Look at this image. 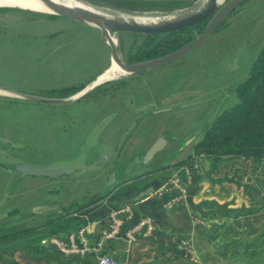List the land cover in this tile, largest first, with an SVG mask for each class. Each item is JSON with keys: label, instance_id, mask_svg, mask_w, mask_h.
<instances>
[{"label": "rangeland", "instance_id": "rangeland-1", "mask_svg": "<svg viewBox=\"0 0 264 264\" xmlns=\"http://www.w3.org/2000/svg\"><path fill=\"white\" fill-rule=\"evenodd\" d=\"M84 1L105 6L102 4L103 0ZM114 1V3L121 2L120 0ZM124 1L145 6L173 1L191 3L197 0ZM107 7L113 8L111 6ZM152 13L161 14L162 11L158 10ZM198 34L196 33L195 37ZM118 39L119 50L125 58L120 47V37ZM133 40L140 44L143 38L134 39L132 37L128 38V36L124 38L127 49ZM262 49H264V0H251L243 6L242 10L228 19V26L224 30L214 33L200 49L175 64L165 66L179 68H167L162 71L161 77L163 78L165 74L179 72V78H183L187 74L186 67H198V70L201 69L200 67H206L208 77L218 71L219 78H221L218 86L221 88H217V90L222 95L218 99L220 101L218 108L224 111L223 109H230L237 104V99L232 90L247 79L253 62ZM106 51L97 30L70 19L42 13H20L12 10L0 12V138H2L1 145L3 144L11 159L38 165L65 162L66 159L72 158L73 154L77 153L76 151L80 146L84 145L83 148H85L83 142L87 132L84 134V131L94 128L93 134L89 135V140L92 138L94 142L92 150L88 149L89 158L93 160L95 154L100 152L97 148H100L101 142L109 141L112 144V147H109L111 153L105 173L108 172L109 174L111 160H114L120 179L116 181L117 183L115 182V185L120 184L124 179L128 180L131 173L135 172L137 168L140 169L136 165L137 161L141 159L140 156L143 151L140 148H143L147 141L149 127H152L159 119L149 117L144 123L142 121L139 123L140 120H138L134 124V118L136 120L138 116H132L130 120L125 121L126 126L122 135L118 131L114 136L111 128L110 133L99 137L97 141L93 138V135H96L95 131L98 127L104 121H107L105 117L108 112L112 111L111 107L103 106L91 110L86 107L79 108L75 105L65 108L31 103L24 99L26 95L43 96L47 91L60 85L88 81L99 71L109 66ZM230 66L233 68V72H226L227 67ZM154 79L155 77L152 78V80ZM190 84H194V81H191ZM210 88L212 87L206 88L207 93H205L208 109L213 106L212 103H208L210 102L209 99L215 95ZM141 91V96H144L147 89L142 88ZM156 95L160 99L166 94H152L155 98ZM186 96L187 94H178L172 98L168 97L162 105L174 106L181 104L175 102L184 99ZM162 98L164 99V97ZM5 99H9L11 102L5 101ZM142 99L144 98L142 97ZM129 102L130 100L127 97L126 108ZM211 112L207 110L203 120L207 125ZM68 113L73 116L72 120L63 119V115H68ZM131 113L134 114V110ZM186 114H189V112ZM87 116H91L88 127L84 124L87 123ZM115 124L112 125L115 126ZM135 126H137V129L132 132ZM163 131L164 129L161 130V132ZM165 132L170 134L169 129H165ZM3 140L7 143L2 142ZM61 141H64V143L62 144ZM123 144L125 146L120 152ZM189 149L188 153L192 151L191 146ZM88 150L84 149V151ZM182 156H184L183 153ZM159 159L162 161H178L180 154L175 152L174 149L166 148L159 155ZM98 161L90 162L87 160L88 163H91V168L96 169L93 174H90L91 176L97 177L99 175L100 170L96 167ZM207 161L208 163L204 160L201 161L203 168L210 169V161ZM65 163L67 164V162ZM155 164L157 162L152 165ZM214 167L211 169L214 172L213 179L218 181L216 183L217 188L215 186L216 192L217 190L219 192L218 197H222L221 200L228 199V201H231V209L240 208L243 204H246L247 186H264V161L252 165L250 162L236 161L235 163H229L228 166L223 163L216 164ZM16 178L15 173L4 170L0 166V233L22 228L36 230L41 226V222L45 223L46 220L44 219L43 221L32 222L28 218L31 216L34 207L39 203L37 201L45 199L49 192H55V187L57 193L55 196L58 200L60 199L59 203L61 204L57 205L54 200H48V203L58 212L60 209L66 208L67 204L68 206H75L76 204L86 203L93 193L103 190L105 186L106 189L110 182L106 185L101 180L98 181V184L88 183L83 185L85 182L77 183L69 179L50 182V180L44 178L26 177L17 187H14ZM138 185H141V182ZM209 187H211L210 189L213 188L212 185ZM133 189H135L134 186L123 187L116 195L118 196L117 199L130 197L133 195ZM208 193L203 194L204 197L209 196ZM154 199L161 200L162 198L155 197ZM205 203L212 206L202 208V211H204V216H201L202 223L199 219L194 223L196 226L198 225L197 230L203 229L210 235L214 223L228 225L229 220L213 221L215 218H212V216H216L213 205L219 203L216 200ZM184 204L169 208L182 209L181 207L185 206ZM66 214L56 213L50 219L59 221ZM210 220L213 222H210ZM215 242V246L224 245L223 240ZM228 252L226 257L231 262H237V264L244 262L242 254L232 256L236 249H229ZM252 252L255 253L253 257L262 259L264 257V246L253 248L250 253Z\"/></svg>", "mask_w": 264, "mask_h": 264}, {"label": "trees", "instance_id": "trees-1", "mask_svg": "<svg viewBox=\"0 0 264 264\" xmlns=\"http://www.w3.org/2000/svg\"><path fill=\"white\" fill-rule=\"evenodd\" d=\"M103 1L102 4L105 6H111L117 10L142 13H152L158 10L166 13L187 8L194 3L173 1L140 6L139 3H128L124 0H120V3H114V0ZM8 10L20 13L28 12L8 8L0 9V12ZM28 13L33 14V12ZM231 16L215 33L224 30L228 26V19ZM204 26L205 23L191 30L162 36L122 34L119 36L121 40L120 47L124 53L125 61L128 63L150 60L183 47L195 38L196 33H201ZM127 36L134 39L143 38V40L140 44L133 40L127 49L126 42H124V38ZM77 90L78 88L51 89L43 96L47 98H66L78 92ZM234 95L237 104L224 110L215 122L207 128L204 139L194 149V155L203 156L204 158L201 160L206 158L213 165L225 163L228 166L229 163H235L236 161L250 162L251 165L259 164L264 161V49L258 53L247 79L234 89ZM5 101L10 100L5 99ZM191 160L192 158L177 162L173 167L183 166ZM245 196L248 206L242 205L240 208L231 209L228 203L213 205L216 213V216H212V218H215L213 221L225 219L229 220V223H227L228 225L214 223L213 230L210 233L213 234V241L223 240L224 245L217 246V253L221 258H227L229 249H236L232 256L242 254L244 264H264V257L256 259L253 257L255 253H250L253 248L264 246V186H247ZM104 198L103 196L98 200L92 199L88 205L76 210L72 215H89L90 210L96 207L97 202ZM53 223L54 220H50L42 225L41 232L37 229L22 228L0 233V264H99L97 254L84 258L64 257L54 249L44 245L42 241L53 234V231L51 232L54 227ZM132 224L133 219L127 221L125 228L127 229ZM101 236H96L93 242H99ZM180 242V239H176L171 248L162 250L161 257L165 258L164 263L199 264V262L191 261V256L181 249ZM132 248L128 249L123 237H120L107 241L103 254L109 255L119 262L126 261L128 264H134L131 253Z\"/></svg>", "mask_w": 264, "mask_h": 264}, {"label": "flooded vegetation", "instance_id": "flooded-vegetation-1", "mask_svg": "<svg viewBox=\"0 0 264 264\" xmlns=\"http://www.w3.org/2000/svg\"><path fill=\"white\" fill-rule=\"evenodd\" d=\"M243 6L244 4L236 8L230 15H233L237 13L238 11L242 10ZM177 62L171 63L166 66H170ZM167 68L177 69L179 67H165V66L158 67V68L142 71L134 76L121 77L117 80L108 81L101 85L97 84V86H94V87L92 86L90 90L86 92L85 95H83L81 98L75 101L65 103V104H55L52 106L69 108L70 106L76 105L79 108L86 107L91 110L93 108L99 109V108H102L103 106L104 107L108 106L109 108L111 107L112 111L108 112L105 117L107 118V122L105 126L101 130H99V132H97L96 135H93V138L96 139L97 141L99 137H102L106 133H110L111 128H112V132L114 133V136L118 133V131L122 135L124 133V127L126 126L125 121L130 120V117L132 116L134 117L136 115L138 116L136 120L134 118V124H135L138 120H140L144 116L153 113L145 117L142 120V123H144L149 117L159 119V121H156V123L152 127H149L150 129L147 134V141L145 142L144 147L140 148V150L141 151L143 150V151L141 152L142 153V155L140 156L141 159H139L138 161L139 162L142 161L145 154L148 152V150L153 145L158 144V147H161V148L159 152H157L154 155V157L150 159V162L148 163V165L145 168H142L143 170L137 168V170L133 173L139 174L140 172H144L149 168L152 169V168L165 167L163 168L164 170L163 172L167 174L169 173L170 175V168L173 167L175 162L174 161H162L161 159H159V155H161V153L166 148L174 149V151L178 152V154H181L184 152L186 155L188 154L187 151L190 150L189 147L191 146L192 151L189 154L190 155L192 154L193 156L194 149L204 139L207 128L210 127L215 122L217 117L223 111L219 110L218 108L220 106V101L218 99L220 98V96H222L220 95L221 94L220 91L217 90V88L218 89L221 88L218 86L220 84L219 80H221V78H219L218 71H216L213 75H210L208 77L206 75V67H200L201 68L200 70H198V67H186L187 74L183 78H179L180 77L179 72L177 73L174 72L169 75L165 74L162 78L161 73ZM106 69H108V67H105L104 69L99 71L97 74H95L92 78H90L86 82H81L77 84L69 83L65 85H60L59 87H56L54 89L78 88L77 90L78 92H76L75 94L69 97H66V98H71L75 96L76 94H78L79 92L83 91L89 85V83H91V81H93L96 77L101 75ZM226 72H233V68L231 66L227 67ZM153 77H155L154 80H152ZM212 80L214 82H211ZM191 81H194V84H190ZM209 87H212L210 89L213 90V93L215 94L209 99L210 102L208 103L213 104V106L210 109L206 107L207 99L205 97V93H207L206 88H209ZM142 88L147 89V91H145L144 96H141ZM235 88L236 87L233 88L232 90L233 92ZM156 93H162L166 95L162 96L164 97V99L162 97H161L162 99L161 98L159 99L157 98L158 97L157 95H156V98L152 96V94H156ZM178 94H185V95L187 94V96L184 99L180 98L181 100L175 102V103L179 102L181 104H176L174 106L172 105L163 106L162 105L163 102L168 99V97L172 98ZM127 97L129 98L130 102L128 104L129 107L127 105V108H126L125 103L127 101ZM142 97L144 99H142ZM66 98H56V99H66ZM45 105H49V104H45ZM133 110H134V114L131 113V111ZM207 110L208 112L212 111L207 121L208 125L206 124V122L205 123L203 122L204 117L206 116ZM187 112H189V114H186ZM68 115L64 114L63 119L72 120L73 116H71V113H68ZM86 118H87V123L85 122L84 124L87 125L88 127L90 123L88 121L91 119V116H87ZM162 118L165 120H163ZM161 120L163 121V123ZM112 124H115V126ZM163 129L164 131L161 132V130ZM165 129L166 130L169 129L170 134H167L165 132ZM93 131H94V128L86 129L84 131V134L86 132L87 134L83 142L85 144V148H83L84 145L80 146L76 151L77 153L73 154L72 158L65 160L67 164L64 161L62 162L63 164H66V165H72V164L80 165L87 169L86 172L80 174L78 177L69 179V180L77 182V183L85 182L83 185L88 184V183L98 184V181L102 180L104 181V184L107 185V183L111 180V178L115 176L114 181L116 182L117 180H120V179L118 178L117 166H115L114 160H111V165H110L111 169H110L109 174L108 172L107 174L105 173V170L108 165V163L106 162L101 167L98 168V170H100L101 173L99 172V175H97V177L90 175V174H93L94 171H96V169L93 170L91 168L90 162L98 161L101 155L103 156L107 152L108 149L111 150V148L109 147H112V144L109 141L107 142L103 141L100 144V148L99 147L97 148L98 152L99 150L100 152L95 154L94 156L95 158L93 160L92 158H89V150H92L93 148L92 145L94 143L92 138H90L89 140V135L93 134ZM1 140L2 138H0V148L8 154V151L5 149L3 144L1 145ZM2 142L7 143L5 140H3ZM61 143L63 144L64 141H61ZM84 149L85 150L89 149V150L84 151ZM87 160L90 162L88 163ZM84 161H86V163H84ZM155 162H157V164L152 165ZM45 165H56V164H45ZM0 166L2 167V169L10 171L4 168L1 164ZM10 172H13V171H10ZM13 173L17 175V178H16V181H17V179L19 178V174L16 172H13ZM169 175L166 176L167 179L169 178ZM47 180H50V182L57 181V180H51V179H47ZM58 180H62V179H58ZM105 187L103 188V190L101 191L98 190L97 193H93V195L89 198V200L86 201V203L82 205L76 204L75 206L73 205L68 206L67 204L66 208H62L58 212L54 209L53 206H51V204L48 203V200H54L57 205L61 204L59 203L60 199L58 200L55 196L57 195L56 187H55V190H54L55 192H52V193L49 192L45 199H41L37 201L39 203L37 204L36 207H43V206L47 207L48 206L50 207V209L45 210L44 208H42V209H39L35 213L32 211L30 214L31 218L29 217L28 220L32 222L33 221L37 222L40 220L43 221L44 219L46 220L44 221L45 223L49 222L50 220H54V222H56L55 219H50L52 215L56 213H61V212H63L62 214L74 213L76 210L80 209L81 207L88 205L92 201V199L98 200L101 197L105 196L104 194ZM45 223L41 222V225H44ZM37 230L38 231L40 230L41 232V226L38 227Z\"/></svg>", "mask_w": 264, "mask_h": 264}, {"label": "water", "instance_id": "water-1", "mask_svg": "<svg viewBox=\"0 0 264 264\" xmlns=\"http://www.w3.org/2000/svg\"><path fill=\"white\" fill-rule=\"evenodd\" d=\"M38 1L54 9L55 14H53L52 16L67 18L76 23L83 24L90 28H93L94 30H97L100 34L101 42L103 43V45L107 50L106 52L109 60L108 69H106L101 75H99L91 83H89V85L83 91L79 92L78 94H76L71 98L56 99V98H47L44 96H30V95L24 96V99L26 101L40 103V104L55 105V104L69 103L81 98L83 95L86 94L87 88L88 87L91 88L92 84L96 82L100 76L104 75L107 71H109L113 65H116L119 69H121L123 72L128 74V76H134L142 71L163 67L171 63L182 60L186 56L200 49L209 40V38L217 31V29L227 20V18L236 8L247 3L250 0H227L224 2H221V0H208L206 3V9L204 11L196 13L195 15L187 17L186 19H183L176 23H172L164 26H144L136 23H128L121 20L107 19V18L94 19L86 16L81 12L74 11L69 7L59 5L58 3H53L49 0H38ZM199 1L200 0L195 1L191 6L187 8L166 12L162 14L170 15L179 11H185L191 7H194ZM3 8L23 10L17 7H0V9ZM23 11L37 13L31 10H23ZM203 23H205L203 31L199 33L192 41H190L183 47L179 48L178 50L158 58L128 63L125 61V59L121 54V51L119 50L118 37L122 34L140 35V36H162V35H169L172 33L191 30ZM114 37L117 40L116 44L113 41ZM149 115H146L143 118H141L139 123ZM106 122L107 121L103 122L98 127L95 134H97V132H99V130H101L105 126ZM136 129L137 126H135L132 132H134ZM124 146L125 144L122 145L120 152L122 151ZM160 148L161 147H158V144L153 145L145 154L142 161L141 162L137 161L136 165L141 168H145L150 162V159H152L154 155L157 152H159ZM110 153L111 150L108 149L107 152L97 162L96 164L97 168L101 167L105 162L109 160ZM0 164L4 168L19 174V178L14 183V187H17L19 183L26 177L46 178L51 180H58L64 178L73 179L87 171L85 167L76 164L66 165L63 163H59L56 165H38L23 161H17L11 159V157H9V155L1 148H0ZM163 168L165 167H160L156 169H147L146 171L139 174L131 173L129 179L124 182L126 183L146 182L150 179H154L155 176H159L160 174H162L164 171ZM114 179L115 176L111 178L107 188L104 191L105 198L109 197L111 191H113L114 188L117 186L115 185ZM12 190H14V188H12ZM42 208H44L45 210L50 209V207L48 206L34 207L33 212L35 213ZM62 213L63 212H61L60 214ZM90 216L91 215L83 216L82 218L77 217L76 219L78 220L80 219L83 222L91 223L92 217ZM74 217L75 216H73L72 214L67 213L63 219L59 220V222L70 223L74 220ZM56 223L54 222L53 224L55 225Z\"/></svg>", "mask_w": 264, "mask_h": 264}, {"label": "crops", "instance_id": "crops-1", "mask_svg": "<svg viewBox=\"0 0 264 264\" xmlns=\"http://www.w3.org/2000/svg\"><path fill=\"white\" fill-rule=\"evenodd\" d=\"M183 155L184 156H182V153L180 154V159L174 161L175 164L193 157L192 154L190 155L189 153L185 155L183 152ZM204 161L208 163L207 160ZM209 164L210 169H205L203 165H201L198 172H193L192 178L188 184L189 197L184 204L185 206L181 207L182 209L166 207L165 198L160 200L154 199L155 197H149V193L156 192L167 179L166 176L169 175V173L163 172L159 176H155L154 179L141 182V185H138L139 182H121L111 191L109 197L100 200L99 203L97 202L96 207L90 210L89 215L92 217L91 223H84L82 220L76 219L77 217L82 218L83 216L73 215L75 216L74 220L70 223L56 221L57 223L55 222L56 224L52 228L53 230H51V232L53 231L52 235L65 237L69 233L78 230V228L84 227L86 228L87 238L90 241H94L96 236L103 235L109 229L108 214L111 210L132 207L133 223L141 217L151 216L154 219L156 227V235L152 240H150L151 238L140 239L131 249L134 264H165V258L161 257L162 250L171 248L176 239L182 241L188 238L191 239L195 245L199 264H237V262H231L230 259L221 258L217 253V246H215L216 242L213 241V236H211V234L209 235L207 231H203V229L197 230L198 225L196 226L194 223L198 219L201 223L203 222L202 217L204 216V211H202V208L209 206V204L205 202H212L214 200L219 204H230L231 202L228 201V199L221 200L222 197H218V190L216 192V183H218V181L213 179L214 172H212L211 169L215 165L211 162H209ZM140 169L143 170L141 167ZM210 185L213 186L212 189H210ZM125 186L135 187V189L132 190L133 195L127 198L117 199L118 196L116 195L119 194L120 190ZM206 192H209V196L204 197ZM245 205H247V202ZM211 221L212 220H210V222ZM244 263L245 261L241 262V264Z\"/></svg>", "mask_w": 264, "mask_h": 264}, {"label": "built area", "instance_id": "built-area-1", "mask_svg": "<svg viewBox=\"0 0 264 264\" xmlns=\"http://www.w3.org/2000/svg\"><path fill=\"white\" fill-rule=\"evenodd\" d=\"M202 158L204 157L193 155L189 163L180 167L170 168L169 178L164 181L156 192L149 193V197L165 198L166 207L186 203L189 197L188 184L192 178L193 172H198L200 170ZM108 219L109 229L100 237L99 242L95 243L90 241L86 236V228L81 227L65 237L56 235L51 236L44 239L42 243L54 249L64 257L84 258L92 254H97L99 264H128L126 261L119 262L111 256L103 254L105 243L109 240L123 237L129 249L135 246L140 239L152 238L156 231L155 222L151 216L139 218L126 229L125 225L127 221L133 219L132 207L111 210L108 214ZM180 247L191 256V261L195 263L199 262L195 245L191 239L182 240L180 242Z\"/></svg>", "mask_w": 264, "mask_h": 264}, {"label": "bare ground", "instance_id": "bare-ground-1", "mask_svg": "<svg viewBox=\"0 0 264 264\" xmlns=\"http://www.w3.org/2000/svg\"><path fill=\"white\" fill-rule=\"evenodd\" d=\"M53 3H58L65 7H69L74 11L81 12L86 16L94 19H115L128 23H136L144 26H164L172 23H176L187 17L195 15L206 9V3L208 0H200L194 7H191L185 11H179L170 15H164L160 13H137L130 11L117 10L106 6H97L84 0H49ZM227 0H221L224 2ZM220 2V3H221ZM0 7H17L23 10H31L42 14H55L54 9L45 5L38 0H0ZM115 44L117 40L113 38ZM128 74L119 69L116 65H113L109 71L100 76L92 86L100 85L108 81L117 80L121 77H126ZM90 87L87 88V91ZM3 95V94H2Z\"/></svg>", "mask_w": 264, "mask_h": 264}]
</instances>
